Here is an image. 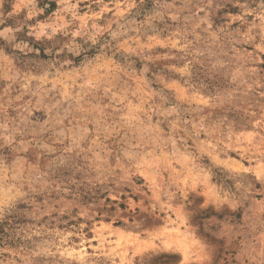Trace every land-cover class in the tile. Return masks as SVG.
I'll list each match as a JSON object with an SVG mask.
<instances>
[{
  "label": "rangeland",
  "instance_id": "rangeland-1",
  "mask_svg": "<svg viewBox=\"0 0 264 264\" xmlns=\"http://www.w3.org/2000/svg\"><path fill=\"white\" fill-rule=\"evenodd\" d=\"M0 264H264V0H0Z\"/></svg>",
  "mask_w": 264,
  "mask_h": 264
}]
</instances>
